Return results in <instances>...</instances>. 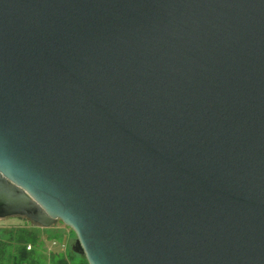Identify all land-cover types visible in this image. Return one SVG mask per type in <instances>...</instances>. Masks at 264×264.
Masks as SVG:
<instances>
[{
    "label": "water",
    "instance_id": "water-1",
    "mask_svg": "<svg viewBox=\"0 0 264 264\" xmlns=\"http://www.w3.org/2000/svg\"><path fill=\"white\" fill-rule=\"evenodd\" d=\"M89 264H264V0H0V218Z\"/></svg>",
    "mask_w": 264,
    "mask_h": 264
},
{
    "label": "trees",
    "instance_id": "trees-1",
    "mask_svg": "<svg viewBox=\"0 0 264 264\" xmlns=\"http://www.w3.org/2000/svg\"><path fill=\"white\" fill-rule=\"evenodd\" d=\"M54 229L55 227L41 228L32 220H28L25 225L1 228L0 264H46L43 248L45 241L41 233L51 232L48 239L63 241L60 234L53 232ZM28 246H31L30 249ZM65 249L51 252L49 264H89L84 256L72 252L68 246Z\"/></svg>",
    "mask_w": 264,
    "mask_h": 264
},
{
    "label": "rangeland",
    "instance_id": "rangeland-1",
    "mask_svg": "<svg viewBox=\"0 0 264 264\" xmlns=\"http://www.w3.org/2000/svg\"><path fill=\"white\" fill-rule=\"evenodd\" d=\"M28 220L23 217H9V218H0V229L3 227H15V226H21L27 224ZM55 229L53 232L58 233L62 236L63 241H56L48 239V234L51 232H46L45 234L41 233L43 235V239L45 241L44 244V256L46 257V264H49V254L51 252H60L66 250V246H68V249H71V244L74 243L76 239V234L68 227L66 226L62 221H59L55 226ZM41 232V231H40ZM73 252V250L71 249Z\"/></svg>",
    "mask_w": 264,
    "mask_h": 264
},
{
    "label": "built area",
    "instance_id": "built-area-1",
    "mask_svg": "<svg viewBox=\"0 0 264 264\" xmlns=\"http://www.w3.org/2000/svg\"><path fill=\"white\" fill-rule=\"evenodd\" d=\"M31 246H28L27 248L30 249Z\"/></svg>",
    "mask_w": 264,
    "mask_h": 264
}]
</instances>
